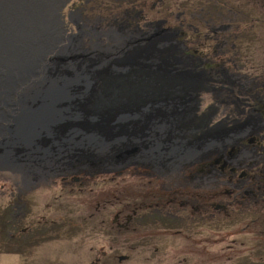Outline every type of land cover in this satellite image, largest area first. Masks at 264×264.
<instances>
[{
    "label": "flooded vegetation",
    "instance_id": "flooded-vegetation-1",
    "mask_svg": "<svg viewBox=\"0 0 264 264\" xmlns=\"http://www.w3.org/2000/svg\"><path fill=\"white\" fill-rule=\"evenodd\" d=\"M78 5L63 35L94 65L95 113L179 109L122 158L70 161L54 143L0 169V264H264V0ZM141 51L122 72L107 64ZM2 111L8 145L24 129ZM76 191L87 207L78 238Z\"/></svg>",
    "mask_w": 264,
    "mask_h": 264
},
{
    "label": "water",
    "instance_id": "water-1",
    "mask_svg": "<svg viewBox=\"0 0 264 264\" xmlns=\"http://www.w3.org/2000/svg\"><path fill=\"white\" fill-rule=\"evenodd\" d=\"M66 2L61 4L59 11L66 6ZM23 62V66L18 63L14 69L10 68L8 76L9 84L3 82V80L0 82V85L8 90L4 88V92L0 91L1 103H7L3 95L8 97L14 96L19 89L17 84L19 82L18 80L22 79L24 74L31 70L29 60L24 58ZM76 70L78 71V69ZM76 70L73 67L70 68L69 87L60 84L47 91V87L44 85L42 89L41 87L39 88V99H34V97L29 96L28 99L26 98L20 101V107L17 105L14 106L20 114L19 119L21 122L23 120L25 124L24 130H17L14 132L15 136H19V139L21 138L19 141H33L31 140L33 137L42 135L43 138L40 137V140L43 144V148H45L46 145L51 146L57 143V146L54 148L55 151L70 150V161L75 162L92 160L98 157L95 151H97L100 146H103L99 137L100 135H98L100 124L103 123L105 126L109 123V119L114 118L113 116L104 117V115L95 113L93 110L96 100L95 89L92 90L90 95H83V92L87 91L88 84L92 81V73H80L86 75V77H81L79 73H75ZM69 91L70 100L67 98ZM45 96H49V99H44ZM59 96L62 97L61 100L58 99ZM9 105L11 107L15 105V103H10ZM40 112H42V117H40ZM23 114L29 115L28 122L24 121ZM39 117L40 121L38 119ZM105 127L107 132L102 131L101 133H106V143L109 142L105 147L111 148L108 149L103 156L106 159H117L118 157L122 158L127 156L129 151L120 152V149L116 148L117 146L110 145V143L116 141V138L113 137L116 132L114 131V133L109 135L107 126ZM120 133L122 135V132ZM20 146H23V144L15 143L12 153L9 152L11 154L8 156L6 143L0 141V164L4 167L11 163L17 165V162L25 157L17 156V154L20 153ZM131 148L134 149V143H131L127 149L129 150ZM15 151L16 153H13ZM21 151L24 154V151Z\"/></svg>",
    "mask_w": 264,
    "mask_h": 264
},
{
    "label": "rangeland",
    "instance_id": "rangeland-1",
    "mask_svg": "<svg viewBox=\"0 0 264 264\" xmlns=\"http://www.w3.org/2000/svg\"><path fill=\"white\" fill-rule=\"evenodd\" d=\"M66 1L67 0H58L59 8L57 9V12L55 13V20H57V22L55 21L56 26H54V28L51 30V32L49 34V38H48V40H46L47 46H46V48H44L45 52L41 55L42 59L44 61L43 64L40 63L39 68L41 69V71L39 68H37L36 70H34V73L36 72L35 74L33 73L30 77L27 78L26 81H24V83H21L25 86V88L23 87V89H18V91L15 94L18 93L16 95V97L19 95L22 98L19 97L18 99H16L15 96H13V98H12V97H8V96L4 95L3 97L5 99L8 98V100H6L7 102L9 100H16V101L20 102L22 99H26V98L28 99L29 96L34 97V99H36V98L39 99L38 93L40 91L39 90L40 87H41V89L44 85L47 87V89L50 88V86L57 87L58 85L61 84L58 81L57 77L63 76V77L69 78L70 77V68H72V67L75 70L78 69V71L76 70L75 73L76 74L79 73V75L81 77H86V75L80 74V73L88 74V72H89V73H92V75H93L94 65H92L90 60H88V58L85 57L86 53L79 50L77 47H75V45H70L69 39L64 38L61 21L65 22L68 12L70 10H73L74 6L71 7L70 5L75 4V7H76V6H79L78 3H80V8H85L86 10L89 11V9L92 6L97 4V2L99 3L101 0H68L67 2ZM63 2H66V6H65V8H63L59 11L60 6ZM62 14L64 15L65 19L61 18ZM59 38H60V40H59ZM56 40H57V42H55ZM122 53H124V52L122 51ZM131 53H130V55H128L130 57L128 59H126L127 60L125 62L126 64L114 65V64L109 62V63H107L108 66L112 65L114 70L118 68V69H120V72H122L123 70L129 69V68H131V66H134V64L128 65L127 62L128 63L129 62H131V63L136 62L137 60H139L141 58V56L144 55L145 52L141 51L140 53H134V56H132ZM147 56L150 58L153 56V54L147 55ZM97 62H98V60H97ZM49 70H50V73H49ZM39 72H41V73L39 74ZM92 75H91L92 81L90 82L89 87H88V88H90V91L87 88L88 90L84 91L83 95H85V94L90 95L92 90H94L96 88V86H94L95 81H94ZM39 78L41 79L40 82H38L40 80ZM30 79H32V80L30 81ZM44 79L46 81H44ZM41 82H44V83H41ZM88 91H89V93H88ZM95 93H96V91H95ZM69 94H70V91H69ZM68 97H70V95L67 96V98ZM44 99H49V98H44ZM58 99L61 100V98H58ZM68 99L70 100V98H68ZM98 103H99V100H95L94 105L97 106ZM149 103H150V101H146L144 105L143 104H138V105L135 104L133 106H130L128 112L126 110V108H127L126 106L120 107V110L117 113V115L116 116L114 115L113 119H109V123H107L105 125V126H107V130L109 132V135L114 133V131L116 132L113 136L116 138V141L110 143V145L117 146L116 148L120 149V152L129 151L127 149L129 147V145L131 143H136V140L139 141V139H141V135L143 133H145V131L147 132V130L150 129V131H148V134L152 133L151 129L154 128L153 122H156L158 120L163 119L160 116V114H163L164 112L162 111L163 106H157V108H156ZM0 104H1V102H0ZM172 106L177 108V109H173V107H172V109H171L172 114H175L178 111L179 106L178 105H172ZM13 107H14V105H13ZM3 108L4 107L2 105H0V117H2V119H0V122H2L6 118L4 112L2 111ZM10 108H12V107H10ZM14 108H16V107H14ZM149 109H150V111H149ZM11 111H14V110L12 109ZM157 112H159V113H157ZM165 113H166V111H165ZM163 115H165V114H163ZM112 121H115V122H112ZM110 122H112V123H110ZM19 124L21 125L20 126L21 128L25 127L24 122H22V123L19 122ZM0 125H1V123H0ZM105 126L103 123H101L99 131H98L99 132L98 134L100 136H102V139L105 135L101 134V131L103 129H106ZM0 129H2V126H0ZM120 132H122V135ZM123 132H127V133H123ZM104 138H106V137H104ZM20 139H19V136H15L12 138V140L9 141V144L7 145V147H9V149H7L8 156L12 153V152L9 153L10 151H12V150H10V148H13L15 143H17V144L21 143L24 146V150L27 151L25 154H23V152L21 151V154H22L21 156L22 157L26 156L25 158L29 157L30 159L36 160L37 159V152L35 150H37L38 146L37 147H34V146H36L35 141H37V139H39V138L37 136H35L31 139L33 141L23 140V142L19 141ZM103 140L106 141V139H103ZM104 141L103 142L101 141L102 142L101 144L104 147L101 146L102 148H98L97 149L98 152H103V150L107 151L108 149L111 148V147L110 148L105 147V145H107L109 142L105 143ZM145 141L148 143L147 138H145ZM40 143H41V147H42V142H40ZM23 146H20V148ZM62 151H66V153H67L70 150H66V149L61 150L58 152V154H60ZM13 153H16V151ZM147 153H148V146H146V148L144 150L145 155L142 154V156H146ZM65 155L66 154H64L63 156H65ZM60 157H62V156L59 155V158ZM109 159L110 158H108L107 160H109ZM11 164L14 165L13 163H11ZM0 169H4V166L1 164H0ZM1 172L3 174L4 172H9V171L0 170V173ZM3 178H5V177H3V175H0V197L4 191L3 186H5L4 184H6V182H7ZM84 196L85 195L83 193L76 191V193L74 194V197L70 198V214L73 216L72 220L74 221L75 227H78V226L81 227V228L80 227L76 228V230L74 232V236L76 238L83 236L82 225H83V222L85 221L84 220L85 217L87 216V207H85L81 204V201L85 200ZM1 201H2V198H0V203H1ZM59 202H60V199H59ZM59 212H60L59 213L60 216L61 215L65 216L66 212H63L61 209L59 210ZM65 235H67V234H65ZM65 251L66 250H59V258L65 257V254H66ZM68 257H70V252H69Z\"/></svg>",
    "mask_w": 264,
    "mask_h": 264
},
{
    "label": "bare ground",
    "instance_id": "bare-ground-1",
    "mask_svg": "<svg viewBox=\"0 0 264 264\" xmlns=\"http://www.w3.org/2000/svg\"><path fill=\"white\" fill-rule=\"evenodd\" d=\"M58 8H59L58 0H0V82L3 80V82L9 84L8 76H9L10 68L14 69L18 65V63L19 65L23 66L24 64L23 59L27 58L30 62L31 70L28 73L26 72L22 77V79H19L18 80L19 82L17 83L19 89H23V87L25 88V86L21 83H24V81H26L27 78L34 73V70L40 67V63L41 64L44 63L41 55L45 52L44 48H46L47 46L46 40H48L51 30L54 28V26H56L55 23L57 22V20H55V13L57 12ZM55 42H57V40ZM40 73L41 72H39V74ZM57 79L62 85L68 87L70 86V77L68 78L62 76V77H57ZM31 80L32 79H30V81ZM40 81L41 79L38 82ZM44 81L46 80L44 79ZM94 86L96 85L94 84ZM4 88H5L4 86L0 85V91L4 92ZM52 88H55V86H50V88H48L47 90H50ZM88 89L90 91V88ZM5 90L7 89L5 88ZM17 94H14L16 99L21 97L19 95L16 97ZM69 95L70 94L68 93V96ZM45 98H49V96L48 97L45 96ZM58 98L62 99L61 96H59ZM6 100H8V98ZM10 103H15L14 106L17 105L18 107H20V102L16 100H9L7 103H1L0 105H2L5 108L8 106L10 110L13 109L14 111L17 112L16 108H14L13 106H11L12 108H10L9 105ZM172 107H173L172 105L163 106L162 107L163 108L162 111L164 112L163 114H165V111L166 113L171 111ZM173 109H177V108L173 107ZM40 113L41 116L40 115L39 116L42 117L43 116L42 112ZM163 114H160L162 118L165 119L168 118L166 115ZM23 117H24V121L28 122L29 115L23 114ZM40 117L38 118L39 121H40ZM0 119H2V117H0ZM158 121H156L153 124L155 126H158L156 130L162 132V130L165 129V127L164 126L160 127L161 122L159 123ZM19 122L22 123L23 120L21 122V120L19 119ZM154 125L153 127H155ZM105 130L106 129H103L102 131L106 132ZM99 137L102 142L104 141L103 139H106L104 138L106 137V135L103 137V139L102 136ZM38 142L39 141L35 142L36 146L34 147H37L38 145H40L41 147V143ZM104 142L106 143V141ZM8 148L9 147H7V149ZM99 148L102 147L100 146ZM10 150H13V148H11ZM21 155L22 154L20 150V153L17 154V156H21Z\"/></svg>",
    "mask_w": 264,
    "mask_h": 264
}]
</instances>
